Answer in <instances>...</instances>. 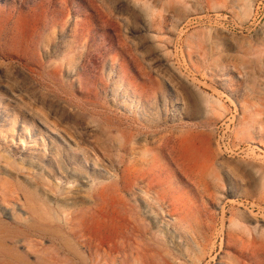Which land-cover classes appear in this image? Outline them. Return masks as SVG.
Wrapping results in <instances>:
<instances>
[{
    "label": "rangeland",
    "instance_id": "rangeland-1",
    "mask_svg": "<svg viewBox=\"0 0 264 264\" xmlns=\"http://www.w3.org/2000/svg\"><path fill=\"white\" fill-rule=\"evenodd\" d=\"M4 203L30 264H264V0H0Z\"/></svg>",
    "mask_w": 264,
    "mask_h": 264
},
{
    "label": "bare ground",
    "instance_id": "bare-ground-1",
    "mask_svg": "<svg viewBox=\"0 0 264 264\" xmlns=\"http://www.w3.org/2000/svg\"><path fill=\"white\" fill-rule=\"evenodd\" d=\"M64 137V136H63ZM71 139V138H70ZM71 148V147H70ZM86 172V171H85ZM102 173V172H101ZM7 174H8V172H7ZM100 175V174H99ZM97 177V176H96ZM99 179H100V177H99ZM98 179V180H99ZM29 181V180H28ZM30 182V181H29ZM30 185H31V183H30ZM33 185V184H32ZM49 185V184H48ZM50 186V185H49ZM31 187V186H30ZM25 190H27V189H25ZM99 192V191H98ZM29 193H31V192H29ZM41 193H42V190H41ZM26 194H28V193H26ZM32 194V193H31ZM28 195H30V194H28ZM52 195V194H51ZM70 195V194H69ZM33 196V195H32ZM29 197V196H28ZM67 197V196H66ZM65 197V198H66ZM70 197V196H69ZM32 198V197H31ZM57 198V197H56ZM3 199H4V197H3ZM33 199V198H32ZM48 199V198H47ZM67 199V198H66ZM56 200V199H55ZM65 200V199H64ZM39 201V200H38ZM47 201V200H46ZM51 201V200H50ZM3 202V201H2ZM1 202V203H2ZM4 202H6V200H4ZM31 202V201H30ZM41 202V201H40ZM53 202V201H52ZM65 203H67L66 201H64ZM71 202V201H70ZM7 204H8V202H6ZM6 203H4V205H0V214H5L6 216L7 215H10L11 214V216L12 217H14L15 219H23V218H25L24 217V213L22 214V208L20 209V208H18V205H17V207H15V208H10L9 207V205H7ZM20 203H21V201H20ZM23 203V202H22ZM22 203L20 204V205H22ZM17 204V203H16ZM25 204V203H24ZM38 204H39V202H38ZM44 204H47V203H45L44 202ZM50 204H51V202H50ZM49 204V205H50ZM59 204V203H58ZM61 204V203H60ZM68 204H70V203H68ZM40 205V204H39ZM53 205V204H52ZM76 205H74V207H75ZM23 207H25V205L23 206ZM30 207V206H29ZM51 207V206H50ZM66 207V206H65ZM70 207V206H69ZM68 207V208H69ZM72 207V206H71ZM44 208H45V205H44ZM67 208V209H68ZM24 209V208H23ZM30 209H31V207H30ZM62 209H63V207H62ZM62 209H61V211H62ZM26 210V209H25ZM53 210V209H52ZM73 210V209H72ZM46 211V210H45ZM71 212V211H70ZM69 212V213H70ZM56 215H57V220L59 219L58 218V214L57 213H55ZM72 214V213H71ZM75 214V213H74ZM46 215V214H45ZM67 215V214H66ZM69 215V214H68ZM51 216V215H50ZM65 216V215H64ZM78 218H79V213H78ZM12 217H10V218H12ZM46 217V216H45ZM47 217H49V216H47ZM69 217V216H68ZM84 217V216H83ZM28 218V217H27ZM52 217H49V221H51L50 219H51ZM65 218H67V217H65ZM80 218H81V216H80ZM60 219H61V217H60ZM69 219H71V218H69ZM18 220V221H19ZM29 220H30V218H29ZM45 219H43V221H44ZM54 220V219H53ZM62 221H63V219H61ZM66 220H68V218L66 219ZM75 220H78V219H76V216H75ZM25 221V220H24ZM26 221H28V220H26ZM25 221V222H26ZM30 221H33L32 219L30 220ZM46 221H47V219H46ZM82 221V220H81ZM2 222V221H1ZM29 222V221H28ZM33 222H35V221H33ZM56 222V221H55ZM61 222V221H60ZM67 222V221H66ZM72 222V221H71ZM77 222V221H76ZM27 223V222H26ZM36 223V222H35ZM54 223V222H53ZM80 223H82V222H80ZM5 224V223H4ZM29 224H32V223H30L29 222ZM34 224V223H33ZM32 224V225H33ZM59 224V223H58ZM77 225H79L78 223H76ZM46 225V224H45ZM61 225V224H60ZM76 225V226H77ZM2 226V225H1ZM4 226V225H3ZM62 226V225H61ZM73 226H75V225H73ZM75 226V229L77 228ZM5 227H7V226H5ZM12 227V226H11ZM10 227V228H11ZM52 227V226H51ZM70 227V226H69ZM2 228V227H1ZM0 228V229H1ZM17 228V227H16ZM80 228V227H79ZM44 229V228H43ZM46 229V228H45ZM44 229V230H45ZM50 229V228H49ZM48 229V230H49ZM71 229V228H70ZM73 230L72 232H74V231H76L77 232V230ZM16 230V229H15ZM14 230V231H15ZM18 230V229H17ZM16 230V231H17ZM14 231L12 230V229H7V230H0V234H2V235H5V236H8L9 237V234H13L14 233ZM19 231V230H18ZM81 231V230H80ZM80 231H78L77 233H78V235L77 236H79V233H80ZM52 232V231H51ZM58 232V231H57ZM75 232V234H77ZM82 232V231H81ZM16 233V232H15ZM23 233V232H22ZM32 233V232H31ZM83 233H84V228H83ZM35 234V233H34ZM37 234V233H36ZM81 234V233H80ZM1 235V236H2ZM26 235V234H25ZM61 235V234H60ZM12 236V235H11ZM26 236H28V235H26ZM62 236V235H61ZM81 236V235H80ZM18 237V236H17ZM20 237V236H19ZM29 237V236H28ZM43 237V236H42ZM82 237V236H81ZM10 238V237H9ZM12 238V237H11ZM85 238H86V236H85ZM6 239H8L7 237H6ZM5 238H0V264H30V260H29V262H27V260H25V258H24V256H21V255H18L17 254V252L19 251V250H17L18 249V244L20 245V244H22V243H24L25 242V240H21V241H19V242H15L14 240V242H10V240L9 241H7ZM13 239H14V237H13ZM18 239V238H17ZM36 239V238H35ZM84 239V238H83ZM19 240V239H18ZM33 240V239H32ZM80 240H82V239H80ZM86 240V239H85ZM38 241V243H39V240H37ZM41 241V240H40ZM32 241H30V242H28L27 241V244H28V247L30 248V249H32L33 247V245H32V243H31ZM82 242V241H81ZM34 243V242H33ZM35 243H36V241H35ZM37 243V244H38ZM66 243H69V242H66ZM26 243H25V245H27ZM41 244H42V241H41ZM64 244V243H63ZM85 244V243H84ZM89 244V243H88ZM39 245V244H38ZM37 245V246H38ZM47 245V244H46ZM49 245V244H48ZM70 245H72V244H70ZM23 246V245H22ZM21 246V247H22ZM34 246H36V245H34ZM36 246V247H37ZM51 246H53V245H51ZM50 246V247H51ZM66 246H68L67 244H66ZM85 246V245H84ZM20 247V246H19ZM20 247V248H21ZM45 247H47V246H45ZM50 247H48L45 251H42V253H43V255H45V258H42L43 257V255H42V257L40 256L39 257V260H40V258H42V261H41V264L43 263V259H44V263L43 264H53L54 262H53V258L51 257V249H50ZM71 247V246H70ZM75 247V246H74ZM73 247V248H74ZM27 248V247H26ZM40 248V247H39ZM38 248V249H39ZM56 248V247H55ZM78 248V247H77ZM77 248H75V249H77ZM91 248V247H90ZM23 249V248H22ZM41 249V248H40ZM54 249V248H53ZM92 249V248H91ZM21 250V249H20ZM69 250H70V248H69ZM68 250V251H69ZM15 251H17L16 252V254H15ZM22 251V250H21ZM24 251V250H23ZM32 251V250H31ZM40 251V250H39ZM39 251H37V252H39ZM25 252V251H24ZM26 252H27V249H26ZM30 252V251H29ZM56 252V251H55ZM55 252H53V253H55ZM61 252V251H60ZM71 252H72V250H71ZM74 252V251H73ZM76 252H78L77 250H76ZM80 252V251H79ZM78 252V253H79ZM19 253V252H18ZM22 252H20V254H21ZM36 253V252H35ZM70 253V252H69ZM81 253V252H80ZM98 253V252H97ZM23 254V253H22ZM36 254H38L39 255V253H36ZM36 254H34V256L36 255ZM77 254V253H76ZM31 255H32V253H31ZM53 255V254H52ZM75 256V255H74ZM81 256V255H80ZM28 257H29V255H28ZM54 257H56L55 255H54ZM85 257V256H84ZM36 258H38V257H36ZM35 258V259H36ZM63 259H64V257H62ZM65 258H67V257H65ZM74 258V257H73ZM77 258V257H76ZM28 259V258H27ZM87 258H85L84 260H86ZM37 260V259H36ZM56 260H57V258H56ZM38 261V260H37ZM61 261H63V260H61ZM68 261V260H67ZM71 261V260H70ZM70 261H68V263L70 262ZM40 262V261H39ZM58 262V261H57ZM65 262V261H64ZM72 262V261H71ZM70 262V263H71ZM84 262V261H83ZM35 263H36V261H35ZM56 263V262H55ZM31 264H34L33 262L31 263ZM39 264V263H38ZM57 264V263H56Z\"/></svg>",
    "mask_w": 264,
    "mask_h": 264
}]
</instances>
